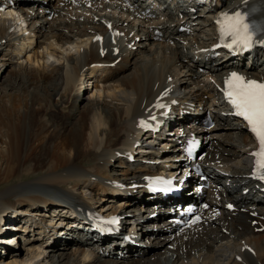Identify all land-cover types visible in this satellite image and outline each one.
<instances>
[{"label":"bare ground","instance_id":"6f19581e","mask_svg":"<svg viewBox=\"0 0 264 264\" xmlns=\"http://www.w3.org/2000/svg\"><path fill=\"white\" fill-rule=\"evenodd\" d=\"M38 2H46L47 7L45 8L58 11L60 15L50 21L48 20L49 14H41L40 9H36L33 13L31 10L25 12V8L22 7V10L15 12L18 15L17 19L12 18L11 20L6 15H0V55L2 59L0 70L2 69V74L5 70H8V72H13L14 75H19L20 80L16 83L21 84H24L22 81L30 85L35 84V82H43L46 84V89L49 88L50 91L47 92L51 98L57 99L54 105L63 107L74 105L73 110H78L77 100L81 96V92H85L84 87H82L85 74L95 75L97 70H102L104 78L100 81L105 82L104 80L111 79V76L105 77L108 69L115 71L116 67L120 69V66H125L127 69L130 63L133 68L130 74L127 73L122 78V80H126L124 83L107 82L108 84L101 87L103 89L92 91L86 98L88 99V105L82 113L87 114L88 127H83L84 122L71 127L70 132L72 135L74 134L71 137L61 135L62 132H58L54 127H50L51 129L48 127L47 130L54 137L55 143H59L57 144L58 151L54 152L49 158L51 152L49 153V150L47 152L46 148L42 147L39 160L36 163L26 164V167L23 168L24 172L16 175L14 172L16 169L18 170L19 165L21 166L25 135L29 128L16 127L12 120L4 121L0 119V171L4 170L7 175L2 183L15 181L0 189L1 241L5 242L13 239L15 242L17 238L14 237L17 235H10L6 230L9 227H5L6 222H2L3 218L6 219L9 213L14 214L15 217H12L14 220L18 219L17 222L10 223V225L12 224L10 230L18 228L20 229L18 231H22L24 236L25 233L31 232V236H34L33 240H43L44 236L42 234H45V230L42 223L52 217H60L59 211H61V208L66 207L64 204L87 202L92 207L101 208L104 213H115L113 210L117 211L114 207L116 202L121 209L124 206H129L126 205V202H130V207L131 204H135L134 202H136L141 190H124L123 183L127 181L117 180L116 176L110 173L112 171L111 167L115 166L118 159L121 163L124 160L130 163L129 156L134 153V150L138 148L137 144L140 143L141 145L137 151H143L144 153L138 155L139 164L126 166L120 163V167L125 169L118 171V173L124 175L130 173L140 175L139 180H130L131 184L142 183V177L145 174L153 173L158 166H161V168L166 167L169 170L173 169V163L171 162V159H175L172 158L173 155H166L168 159L166 161H169L166 165L144 162L149 158L157 161L160 154L165 151L159 152L149 146H142L147 143L148 139L151 140L149 137L152 133L139 126V118L150 113L164 114L167 107L175 100H179L180 105L182 104L181 109L184 113L197 112L200 115L206 113L209 109L215 115L216 124L212 129L206 130V128L199 127L198 130L211 134V138L216 137L214 134L212 135L213 132L225 131L219 135L223 151L218 150V152L220 155H224V151H228L230 155L227 156L234 157L236 163L230 167L231 169L225 168V170L232 171L229 175L219 174L215 172L216 167L213 165V161L218 158L214 153L211 158L207 159V168L210 169V172L213 171L216 183L223 186L222 196L228 195L230 199L233 197L240 202L242 201V193L238 192L233 186L245 179L242 175L247 171L242 169L245 166L240 168L236 165L238 163L250 164L251 146L254 143L250 134L246 131L244 122L221 115L222 111L218 107L220 102L215 97L217 90L214 81L219 80L224 73L216 76H204L199 74L198 69L194 68V65L204 63V59H196V57H200V54L196 51L201 47V44L210 43L212 37L210 32L205 35L198 36L195 34L192 37H182L175 26L165 25L158 21L146 22L139 18L132 19V13H120L121 11L118 9L111 12L110 10L105 11L103 8L97 9L95 6L84 9L70 4L62 6L58 0H38ZM251 3L260 8L262 12L264 11V0H251ZM96 4L99 5L101 2H92V5ZM41 9L45 10L44 8ZM21 11L24 12L25 18L28 17L30 20L29 24L31 26L28 25L27 29L31 31L32 36H25L21 45H17L15 34L19 27V29L23 27L20 23L22 16L19 12ZM198 15L199 18H204L206 23V25L199 27L200 30L210 31L213 29L214 20L218 13L209 10ZM110 23L111 27L108 26ZM36 24L38 25L34 28ZM116 29H120V35L113 33ZM156 29L162 33L161 36L155 33ZM68 31L69 34L67 35L66 32L68 33ZM132 32L134 33L131 35ZM22 33L23 31L19 32V34ZM100 35L104 36L103 40L96 39ZM42 36H44L43 39H40ZM156 38L167 41L173 40L174 42L172 45L164 41L156 42ZM141 39L144 40L140 41ZM153 39L155 41L148 44L150 54L145 55L141 46H145L148 41ZM133 40L135 42L131 45ZM39 47H42V50H39ZM103 47L106 48V54L104 55L105 49ZM116 47H121L118 54L115 53ZM169 48L171 49L169 50ZM44 52L53 54L56 58L51 63H46L43 60L45 57ZM140 53H142L141 57L139 56L140 59L135 58L136 60L134 59L132 62L133 57ZM118 58H120L119 62L114 64L113 62ZM124 58L125 60L122 62ZM220 59L217 58L215 61ZM112 64L115 67H112ZM200 75L204 77L201 78ZM99 78L97 81H99ZM0 79H2V76ZM23 86L21 85L18 88L21 89ZM94 86L96 87L98 84H93L91 89H94ZM12 87H16V85H12ZM78 87L80 90L77 93ZM11 95L12 93L4 91L3 94H0V99L8 97L10 100ZM33 96L34 101H42L36 91H33ZM11 100L13 101V98ZM162 103H165L163 109L159 107ZM15 104V102H11V107L5 108L6 112L10 113L11 109L15 110ZM45 109L47 110V108ZM86 114L84 115L86 116ZM104 114L109 118L106 123L103 122V119L106 118H102ZM114 121H116L117 127L113 126ZM165 138L167 139L166 143L164 141L162 143H165L166 146L171 145L169 142H171L172 137L166 136ZM236 142H238L237 145ZM156 144L155 142L152 147L154 148ZM206 144L213 145L211 139ZM76 158L78 160L80 158L81 160L85 159L86 161L84 160L85 162L80 165ZM142 159H144L143 162H141ZM225 159L230 158L225 157ZM78 189L85 190L87 193L92 190L109 202H111L110 198L117 197V201L115 199L112 205L106 206L107 208L112 207L113 210L103 209L101 205L93 202L95 198L89 199L91 203L80 199L81 193L86 192H76ZM23 204L26 206L21 208ZM213 204L224 213V217L219 218V223L216 224L220 226L221 223L229 221L228 213L230 211L226 207V199L223 198ZM15 210L22 214H15ZM137 210L139 211V208ZM247 211H252V207H249ZM248 212L245 211L244 215L232 219L233 223L229 227L230 234L207 230L203 237L187 239L177 237L171 239L172 235L167 231L149 232L147 233L148 236L158 235L157 237H161L160 240H153L145 248H142L144 251L142 257L144 258H132L130 260L132 262L126 261L127 259H105L106 257L110 258L111 255H102L103 258L96 255V250L102 249L103 244L106 243L99 244L91 241L90 239L94 235L86 240L79 241H65L63 238L57 237L54 239L55 244L52 243L54 246L47 244V248L55 249L59 244L76 243L73 244L76 247L73 246L74 254L70 257V264H264V232L253 233L254 226L250 224L252 217L247 215ZM35 214L48 218L45 221L38 218L39 223ZM119 214H126V211L121 210ZM262 214L264 215V211ZM126 216L128 222L138 221L139 225L143 223V220L145 222L149 220L148 216L145 217L137 213L130 217L127 214ZM53 222V220H50L49 223L52 224ZM152 222L155 221L152 220ZM22 228L24 230H21ZM232 235L233 237H231ZM199 239L201 240L199 241ZM243 239L254 245L255 254L241 251L243 246L241 241ZM25 241H28L27 237ZM155 242L157 244L161 243L163 247L159 246L161 249L148 254V248H151ZM9 246H0V264H33L37 258V264H46V261H48L46 258L49 254H45L47 251H38V247L32 245L29 248L31 255L27 258L18 259L17 254L19 251L11 249V258L5 261L3 257L5 254L7 255ZM103 249L105 253L108 251L107 247ZM2 251H4V255H2ZM237 254L244 255L242 262L236 259ZM41 255L44 256L42 260L39 259ZM60 259L61 257L51 264H60Z\"/></svg>","mask_w":264,"mask_h":264},{"label":"rangeland","instance_id":"374dc122","mask_svg":"<svg viewBox=\"0 0 264 264\" xmlns=\"http://www.w3.org/2000/svg\"><path fill=\"white\" fill-rule=\"evenodd\" d=\"M41 19H44V18H41ZM66 34L68 35L69 34V31H68V33L66 32ZM43 37L44 36H42L40 39H43ZM143 40L144 39H141L140 41H143ZM154 41H155V39H153L151 42H154ZM35 43H36V41H35ZM148 44L149 43H147L145 46L144 45L141 46V49L143 50L144 48L149 47ZM37 46H39V45H37ZM39 50H42V47H39ZM44 54H45V57L43 58V60L46 63L47 62L51 63V61H53L56 58L53 54H48L47 52H44ZM141 54H139L138 57L139 56L141 57ZM144 54H149V51H146ZM135 57H133L132 62L134 61ZM140 57L139 58L136 57V59L138 60V59H140ZM0 59H1V55H0ZM124 60H125V58L122 60V62ZM130 62H131V60H130ZM1 63H2V59L0 60V67H1ZM112 67H115V66H112ZM122 67L123 66H120V69H117V67H116V70L115 71H113L112 69H108V70L105 69V70H107L106 71V74H105V77L111 76L110 77L111 79L104 80L105 82H103L102 80L100 81V79H103L104 78L102 76V74H104V72L102 70H97V73H95V75H91L90 73H87V75L85 74L83 76L84 80L82 82V87H84L85 92L82 91L81 94H80L81 96L77 100V107L79 108L78 110H76V109L73 110V108H74L73 106L74 105L71 106V107H63V106L54 105L56 103L57 99L54 98V97L51 98V96L47 92V91H50V90H49V88L46 89V87H45L46 84L45 83H43V82H41V83L40 82H37L36 83L35 82V84L33 83V84L30 85V84H26L22 80L21 81L24 84L16 83L17 81L20 80L19 75H16V74L14 75L13 72H8V70H5V72H3V74H2V69H1L0 70V78L2 76V79H0V94H3L4 91H7V92L12 93L11 99L13 98V101L11 99L9 100L8 97H6L4 99H0V119L1 120H4V121L12 120L15 123L16 127H28L29 128L27 130V132H26V135L27 136L25 135V140H24L25 146L23 145V148L24 149H23V158H21V166L19 165V167H17L18 170L16 169V171L14 172V174L16 175V174H18L20 172H24L23 168L26 167V164H28L30 162H35L36 163L37 160H39V157H40L39 155H40V152H41V148L42 147H45L47 152H48V150H49V153L51 152V155L49 156V158L52 156V154L54 152H57L58 151V149H57L58 148V145L57 144H59V143L58 142L55 143L54 137L50 134L49 130H47L50 127L56 128V130L58 132L61 131L62 132L61 135H69L70 137L74 135V134L72 135V133L70 132L71 127L76 126L78 123L80 124V123H83L84 122L83 123V127L84 126L85 127H88L89 126L88 125L89 119L87 117V114L84 113V114H86V116H85L82 113L84 111V109L86 108V106L88 105L87 104L88 103V99H86V98H88V96L90 95V93L92 91H94L96 89H99V90L100 89H103L101 87L102 86L104 87V84H108L110 82H115V84L121 83V82L124 83L126 80H124V79L122 80V78H124L127 73L130 74L132 72V68L133 67H132V64L131 63L127 67V69H126L125 66L123 68ZM109 72H112V73L110 74ZM91 78H93V79L90 80ZM98 78H99V81H97ZM94 80H95V82H94ZM93 84H98V86H96V87L94 86V89H91V87L93 86ZM12 85L13 86L16 85V87H12ZM21 85H24V86L21 89H19L18 87L21 86ZM79 90H80V88L78 87L77 93L79 92ZM33 91H36L39 94V96L42 99V101H34L32 99V98H34ZM50 101L51 102L54 101V102L51 103ZM11 102H15L16 103L15 104L16 108H15V110L14 109H11V112L10 113H7L6 110H5V108H8V106L11 107V105H10ZM41 102H44V103H41ZM45 108H47V110ZM80 115L81 116L83 115V116L81 117ZM102 118H106L105 120L103 119V122H105V123L108 122V119L109 118H108V116L106 117V114H104V116L102 115ZM83 119H84V121H83ZM78 120H79V122H78ZM74 123H76V124H74ZM113 126H115V127L118 126V125H116V121H114ZM76 160H78V158H76ZM84 160L85 159H82L81 160V158H80V160H78L77 162L80 165H82L81 163L86 161V160L85 161ZM119 160L120 159L116 160L115 166L111 167L112 171L110 172L113 176H116L117 180H119V181H123V180L124 181H127L126 183H123V184L124 185L125 184L126 185H129V184H131V181L130 180H133V179L139 180L140 179V175H138V174H131L130 173L131 175L130 174L124 175V174L118 173V171H123L125 169V168L120 167L121 161H119ZM98 164H101V163H98ZM134 165H137V164H134ZM134 165H132V166H134ZM117 174H119V175H117ZM5 176H7L6 175V172L4 170H1L0 171V182H1L0 189L6 187L8 185H10V183H14L15 182L14 180H11L9 183H6V182L5 183H2V181H4V179H5L4 178ZM24 179H28V178H24ZM73 191L75 192V189ZM82 191L86 192L85 190H82V189H78L76 192H82ZM91 198H95L93 200V202L94 203L96 202L98 205H101V207L103 209H107V210H111V211L113 210L112 207L107 208L106 206L107 205H112L113 200H115V199L117 201V197H114V199L113 198H110V201L111 202H109L108 200H105L104 198H101L99 194H97L96 192H94L92 190H90L89 193H87V192L84 193V194L81 193L80 199L86 200V201H88V202L91 203V201L89 200ZM76 199L79 200L78 198H76ZM129 203L130 202H126V205H129L130 206ZM25 206L26 205L23 204L21 206V208L22 207L24 208ZM126 207L124 206L123 209H121V210H125ZM133 209L135 211L136 208H133ZM128 210H132V208H129ZM113 212H117V211L116 210H113ZM14 213L15 214L18 213V210H15ZM20 214H22V213H20ZM13 215L14 214L9 213L7 215V218L6 219L3 218L2 222H4V223L6 222L5 223V227L8 226L9 228H11L10 226L12 224L10 225V223L17 222L18 219L17 220H14L12 217H15V216H13ZM17 215H19V214H17ZM35 215H36V219L39 218L42 221H45L48 218V217L47 218L46 217L43 218L42 216H40L38 214H35ZM10 216H11V218H10ZM10 219H12V220L9 221ZM39 223H40V221H39ZM8 229H6V230L8 231ZM21 230H24V228H22ZM25 234L26 235L24 236V234L22 233V231H18L17 233L14 232V230H11L10 231V235L11 236L12 235L13 236L14 235H17V236H14L15 238L16 237L17 238H16L15 242L13 241V239H10L9 241H5V242L12 243L11 245L9 244L10 246L8 248L7 255L5 254V256L3 257V259L5 261H7L8 259L11 258V255H12L11 254V249H15V250H18L19 251V253L17 254V258L18 259H25V258H27L28 256L31 255L29 253V248L32 245L33 247L37 246L38 247V251H47L45 254H47V255L49 254V256H48V258H46L48 260V261H46V264L47 263L48 264L49 263L51 264L54 260L59 259L60 257H61V259L59 260V261H61L60 264H70L69 263L70 262V257H72L73 254H74L73 253L74 252L73 251V246H75V245H73V244H76V243H72V248L71 249L69 247L66 249L65 246H68V244L67 245H65V244L60 245L58 243L59 246L58 247H55V249L52 248L53 249V251H52V249L46 248V245H45L46 243L44 241L33 240V237L34 236H31V232L30 233H25ZM28 235H30L31 237L28 236ZM6 236H8V235H6ZM26 237H27V240L28 241H25V238ZM3 240H6V239H3ZM30 243H31V245H30ZM54 244H52L51 246H54ZM0 246H5V245H0ZM63 246H64V248H62ZM159 246L163 247V245H161V243L157 244L155 242L154 245L151 248H148V254L149 253L150 254L153 253L157 249H161ZM2 253H3V251H2ZM2 255H4V253ZM43 258H44L43 255H41L39 257V259H41V260ZM142 258H144V257H142ZM37 260H38V258L36 260H34L33 264H37V262H38ZM57 264H59V263H57Z\"/></svg>","mask_w":264,"mask_h":264},{"label":"snow or ice","instance_id":"6c2138e0","mask_svg":"<svg viewBox=\"0 0 264 264\" xmlns=\"http://www.w3.org/2000/svg\"><path fill=\"white\" fill-rule=\"evenodd\" d=\"M221 32L225 36L232 37V43L228 45L229 48L233 46L250 47L253 42V32L251 25L245 23V17L237 12L234 16H225L222 21ZM101 40L102 37H96ZM225 95L231 105L235 109V114L242 117L251 127V132L259 141L260 148L258 151L253 152L252 155L256 157V171L260 173L259 178L264 180V83L258 82L256 79H246L245 76L232 72L230 77L226 80ZM159 107L163 108L165 105L160 104ZM151 119L155 120L153 116ZM141 126L148 127L147 123L141 120ZM197 147L196 142H193L188 151L193 152ZM203 159V156L200 157ZM208 207L207 204L204 205ZM229 208L232 205H228ZM195 209L188 208L187 212L192 213ZM218 214V213H217ZM201 217L195 216L191 221L192 224L200 222ZM116 219L108 221V223L116 224Z\"/></svg>","mask_w":264,"mask_h":264}]
</instances>
